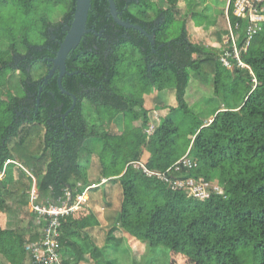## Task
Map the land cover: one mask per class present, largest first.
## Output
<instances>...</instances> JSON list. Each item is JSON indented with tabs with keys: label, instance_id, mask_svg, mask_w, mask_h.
I'll return each mask as SVG.
<instances>
[{
	"label": "trees",
	"instance_id": "obj_1",
	"mask_svg": "<svg viewBox=\"0 0 264 264\" xmlns=\"http://www.w3.org/2000/svg\"><path fill=\"white\" fill-rule=\"evenodd\" d=\"M235 1L217 12L211 36L221 44L233 29L241 49L247 19L232 15ZM24 2L28 7L31 0ZM177 2L160 0L157 7L151 0H114L122 20L153 35L151 45L138 31L115 24L108 17L106 0L90 1L86 29L102 31V36L85 34L68 54V74L61 85L77 101L64 119L72 98L59 91L57 72L46 84L41 81L48 59L55 57L65 36L64 25L72 21L74 0L64 22L46 28L44 43H15L0 53V88L7 89L5 99L0 98V206L14 215L26 209L20 202L28 208L33 184L29 175L36 177L41 204L58 206L67 193L71 201L84 192L88 196L60 219L61 264H82L86 256L93 264H117L104 251L112 246L115 252L124 236L198 264H264V2L260 30L240 52L249 70L238 67L232 55L227 58L232 66L223 64L221 56L232 52L229 47L218 51L191 43L185 23L176 27ZM39 69L44 73L35 77ZM15 74L19 78L14 77L13 93L5 78ZM192 78L211 82L213 96L223 102L207 122L200 121L186 102ZM166 90L174 93L175 106L147 135L143 96ZM155 102L158 111L164 108L159 98ZM90 112L99 126L111 123L118 133L96 130ZM175 114L180 122L170 117ZM186 125L188 135L180 143V128ZM88 144L97 156L96 170L91 162L80 163ZM184 156L196 166L180 168L176 177L202 179L221 191L191 200L134 167L141 162L151 171L164 172ZM101 179L107 181L101 184ZM115 188L121 194L115 225L100 227L97 214L112 209L115 198L110 192ZM7 200L19 205L8 208ZM27 212L25 224L0 227V264H35L28 246L42 241V223L29 208ZM115 232L122 238H114Z\"/></svg>",
	"mask_w": 264,
	"mask_h": 264
},
{
	"label": "rangeland",
	"instance_id": "obj_2",
	"mask_svg": "<svg viewBox=\"0 0 264 264\" xmlns=\"http://www.w3.org/2000/svg\"><path fill=\"white\" fill-rule=\"evenodd\" d=\"M151 1L152 3L156 4L157 7H161L160 0ZM228 1L229 0H178L176 6L177 13L175 15V19L177 21L176 27H178V25L180 26L181 22H184L187 38L191 43L199 44L208 49H217L219 51L226 46L224 39H222L223 42L219 44L216 43L213 37L211 36V32L213 29V19L219 10H226ZM203 17L207 18V20L203 21ZM161 20V17L155 18L156 22H161ZM21 45H18L19 50L21 53H24L25 46L23 44ZM42 72L44 73V69H39L34 73V76L39 77ZM14 77L19 78V74H15L11 78H5V84L7 83V88L10 89L13 93L15 92L14 88L16 84L14 83L15 81H13L15 80ZM6 93L7 89L0 88L1 99H5ZM156 98H159L162 101L161 105L162 107H164L159 111L156 109V107H159V105L155 102ZM143 100L144 107L148 111L147 113L149 117L150 128L146 134L149 135L153 131L155 124H158V122H160L164 117L169 116V107L175 106V97L174 93L172 94L171 92H169V90H166L163 92H153L150 94H146L143 96ZM186 102L191 107L196 117L202 122H207L215 110L219 109L220 107H224L221 98H216L215 96H213V85L211 82L208 81V83H203L194 78L191 79L189 87L187 89ZM156 111H158V116H156ZM90 115V121H93L92 123H94L96 130L100 132L108 131L111 133H118L117 128L113 124L110 123L111 125H104V127L99 126L98 123L95 122V114L90 112ZM170 117L176 122H180L182 119L176 114L171 115ZM139 125L140 122H134V126L138 127ZM188 128V125L180 128V143H183L185 137L188 135ZM91 150L92 146L89 144L86 145L81 155L80 163L82 165H85L91 162V164H93L92 170H96L97 156L95 155V152L93 154ZM142 153H144L143 155L147 156L145 150H143ZM91 155L92 158L90 157ZM146 156L143 158H146ZM98 171L99 169H97V173ZM96 178L97 175L94 173V175L92 176V182H96V180H98ZM34 179L36 182L35 176ZM95 194L96 193H93V195ZM110 194L113 198H115L113 203L114 206L110 210L101 209L97 214L100 217L101 224L103 223V217H107L105 224L108 228H110V226L115 225L117 207L121 199L120 190L117 188L112 189ZM87 197L88 196L85 195V198ZM14 203L19 205L14 200H7L8 208H11ZM20 205H22V207L26 209H24V211H20L18 215L11 214L8 210L6 211L3 207L0 206V227L2 229L6 226L8 227L10 225L12 226L14 224H19L18 222H23L24 224L27 222L28 208L27 206H23L22 202H20ZM94 208L95 210H98L97 202L95 203ZM113 235L115 236V233ZM116 236V239L122 238L121 233H116ZM111 247L112 246H110V250L104 251V253L108 258L116 259L117 264H198L195 261L179 253L169 252L163 247L151 249L147 242L128 239L126 236H124V241L122 245L118 247L115 252L111 250ZM90 264H92V262Z\"/></svg>",
	"mask_w": 264,
	"mask_h": 264
},
{
	"label": "built area",
	"instance_id": "obj_3",
	"mask_svg": "<svg viewBox=\"0 0 264 264\" xmlns=\"http://www.w3.org/2000/svg\"><path fill=\"white\" fill-rule=\"evenodd\" d=\"M263 2L264 0H236L234 2L232 15L247 19V28L243 41L244 45L241 49L237 47V38H235L233 29H230L228 35L225 37L226 50L229 48L232 50V52L225 51L221 56V61L226 67L230 68L232 66L227 61V58L232 55L237 61L238 67L249 70V67L241 62L240 52L248 48L251 37L260 30V24L263 22V6L260 4H263ZM195 166L196 163L185 156L164 172L151 171L141 162L134 163V167L141 169L147 177H156L159 181L167 184L172 191L184 192L188 199L201 201L207 199L212 191L216 193L220 192L221 190L217 185L210 184L202 179L179 178L174 175L180 168L191 169ZM29 176L32 178L33 184L28 192V208L42 223L43 239L38 244L28 246V249L33 256L35 264H61L57 255L60 219L78 209L80 204L87 200L85 198L86 194L84 192L77 195L71 201L72 198L67 193L66 199L58 206L41 204L35 179L32 175ZM106 181L105 179H101V184H104ZM97 186L92 185L91 187Z\"/></svg>",
	"mask_w": 264,
	"mask_h": 264
},
{
	"label": "clouds",
	"instance_id": "obj_4",
	"mask_svg": "<svg viewBox=\"0 0 264 264\" xmlns=\"http://www.w3.org/2000/svg\"><path fill=\"white\" fill-rule=\"evenodd\" d=\"M73 0H0V53L15 43L36 45L45 42L47 27L61 25L72 10Z\"/></svg>",
	"mask_w": 264,
	"mask_h": 264
},
{
	"label": "water",
	"instance_id": "obj_5",
	"mask_svg": "<svg viewBox=\"0 0 264 264\" xmlns=\"http://www.w3.org/2000/svg\"><path fill=\"white\" fill-rule=\"evenodd\" d=\"M90 1L91 0H74V10L72 15V21L69 26L66 27L65 36L60 43V46L55 54L54 58L48 59L47 64V74L42 79L41 83L46 84L48 80L52 78L55 72H57L56 83L59 91L67 96L72 98V104L70 108L63 114L62 119L70 113L76 105V97L71 95L68 91H66L62 85V78L68 74L66 71V59L68 54L74 50L79 43L81 42L83 36L90 32H93L97 36H102V31L96 33L93 30L86 29V22L88 17V12L90 9ZM108 4V17H110L115 24L125 29H132L138 31L140 34L145 36L151 45H153V35L148 34L143 28L139 25L132 24L127 20H122L119 18V13L117 11L114 0H106ZM41 92V87H39V93Z\"/></svg>",
	"mask_w": 264,
	"mask_h": 264
},
{
	"label": "crops",
	"instance_id": "obj_6",
	"mask_svg": "<svg viewBox=\"0 0 264 264\" xmlns=\"http://www.w3.org/2000/svg\"><path fill=\"white\" fill-rule=\"evenodd\" d=\"M106 219H107V217H106V218L103 217V223H102V224L99 223V224H100V227L108 228L107 225L105 224ZM111 227H112V226H110V228H111ZM3 229H4V228H3ZM116 233L119 234V232H115V236L113 235L114 238H117ZM112 243H113V242H112ZM107 250H108V249H106V251H107ZM87 259H88V257L86 256V259L84 260L85 262H83L82 264H90V261H88ZM92 264H93V263H92Z\"/></svg>",
	"mask_w": 264,
	"mask_h": 264
},
{
	"label": "flooded vegetation",
	"instance_id": "obj_7",
	"mask_svg": "<svg viewBox=\"0 0 264 264\" xmlns=\"http://www.w3.org/2000/svg\"><path fill=\"white\" fill-rule=\"evenodd\" d=\"M120 14L121 13H119V18H120ZM66 27H67V25H64V29H66ZM55 75V74H54ZM38 101H39V95H38V99H37V103H38ZM25 112H28V110H25ZM24 116V115H23ZM24 117H26V120L25 121H27L29 118H27L28 116H24Z\"/></svg>",
	"mask_w": 264,
	"mask_h": 264
}]
</instances>
